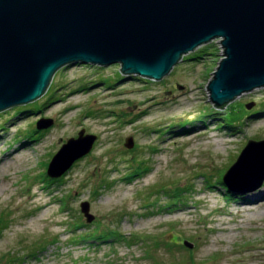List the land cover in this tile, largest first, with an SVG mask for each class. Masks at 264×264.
I'll list each match as a JSON object with an SVG mask.
<instances>
[{
	"label": "rangeland",
	"instance_id": "1",
	"mask_svg": "<svg viewBox=\"0 0 264 264\" xmlns=\"http://www.w3.org/2000/svg\"><path fill=\"white\" fill-rule=\"evenodd\" d=\"M218 55L158 81L121 64L67 65L42 98L0 111V264H264V185L229 195L219 182L250 139H264V113L229 129L205 110ZM228 107L264 109V87ZM41 118L54 123L38 129ZM83 129L97 136L92 150L50 176Z\"/></svg>",
	"mask_w": 264,
	"mask_h": 264
},
{
	"label": "water",
	"instance_id": "2",
	"mask_svg": "<svg viewBox=\"0 0 264 264\" xmlns=\"http://www.w3.org/2000/svg\"><path fill=\"white\" fill-rule=\"evenodd\" d=\"M216 38L225 57L209 90L221 107L264 87V0H0V111L42 98L56 73L76 63L121 64L125 75L161 80ZM53 123L41 118L37 128ZM84 133L62 144L50 176L61 177L92 150L97 136ZM125 142L135 145L133 137ZM223 180L236 193L260 189L264 139H250ZM80 205L93 222L91 203Z\"/></svg>",
	"mask_w": 264,
	"mask_h": 264
},
{
	"label": "trees",
	"instance_id": "3",
	"mask_svg": "<svg viewBox=\"0 0 264 264\" xmlns=\"http://www.w3.org/2000/svg\"><path fill=\"white\" fill-rule=\"evenodd\" d=\"M206 46L208 48L209 47H214V49L216 48V51H214V53H213V52H209L208 51L209 50L208 48L207 49H204V50H200L199 48H197L195 50V53L191 54L192 55L191 57L186 58V56H187L186 55V56H184V59L182 61L188 60V59L189 60H195V59L198 60V58H202L201 56H203V55H205L207 53L210 54V55H215V56L218 54L219 48L217 47L216 44H214V42H209V43H207ZM149 81H152V80H149ZM207 109H212V110L217 111L219 113H224V116H222L220 118L222 120L221 121L222 122L221 124L223 125V127H227L229 129H232L233 127H236L238 123H244V121L247 118L249 119V118H251V117H253V116L257 115V114L264 113V109H261V110H256L255 112H252V114H250V116L249 115H247V116L246 115H242L241 116V115H237L238 112H235L234 110L229 109L228 104L225 105V106H221V107H215V105L212 104L211 107L206 108L205 110H207ZM21 112H28V110L27 109H22ZM211 117H213V116H211ZM215 119H217V118H215ZM219 182L222 184V186L225 187L227 194L234 195V192L230 191L227 188V186L224 185L225 183H224L223 179L220 180ZM169 204H171V205L172 204L178 205V203L176 202V200H172Z\"/></svg>",
	"mask_w": 264,
	"mask_h": 264
},
{
	"label": "built area",
	"instance_id": "4",
	"mask_svg": "<svg viewBox=\"0 0 264 264\" xmlns=\"http://www.w3.org/2000/svg\"><path fill=\"white\" fill-rule=\"evenodd\" d=\"M212 42H214V44H216L217 47L219 48V51H218V53H219L218 56L220 58V60L218 62V64H219L220 61L225 57V54H224L225 49H224V46H222L223 45L222 44V39L221 38H216Z\"/></svg>",
	"mask_w": 264,
	"mask_h": 264
},
{
	"label": "bare ground",
	"instance_id": "5",
	"mask_svg": "<svg viewBox=\"0 0 264 264\" xmlns=\"http://www.w3.org/2000/svg\"><path fill=\"white\" fill-rule=\"evenodd\" d=\"M252 202H254L252 199L250 200V199H248V197H247V199H245V203H252Z\"/></svg>",
	"mask_w": 264,
	"mask_h": 264
}]
</instances>
